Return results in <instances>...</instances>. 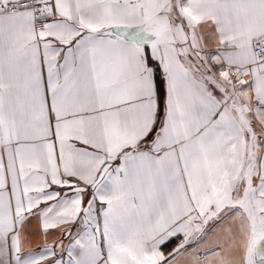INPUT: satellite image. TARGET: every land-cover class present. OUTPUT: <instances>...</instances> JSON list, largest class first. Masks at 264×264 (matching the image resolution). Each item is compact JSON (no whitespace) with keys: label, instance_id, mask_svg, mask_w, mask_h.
<instances>
[{"label":"snow or ice","instance_id":"1","mask_svg":"<svg viewBox=\"0 0 264 264\" xmlns=\"http://www.w3.org/2000/svg\"><path fill=\"white\" fill-rule=\"evenodd\" d=\"M0 264H264V0H0Z\"/></svg>","mask_w":264,"mask_h":264}]
</instances>
